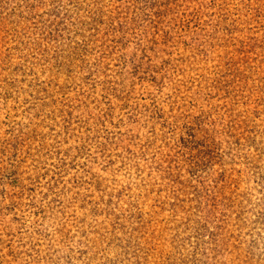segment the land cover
Masks as SVG:
<instances>
[{
	"label": "rangeland",
	"instance_id": "1",
	"mask_svg": "<svg viewBox=\"0 0 264 264\" xmlns=\"http://www.w3.org/2000/svg\"><path fill=\"white\" fill-rule=\"evenodd\" d=\"M0 264H264V0H0Z\"/></svg>",
	"mask_w": 264,
	"mask_h": 264
}]
</instances>
